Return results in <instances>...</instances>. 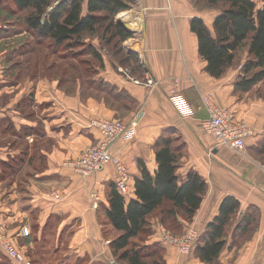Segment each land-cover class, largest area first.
Masks as SVG:
<instances>
[{
	"label": "crops",
	"instance_id": "1",
	"mask_svg": "<svg viewBox=\"0 0 264 264\" xmlns=\"http://www.w3.org/2000/svg\"><path fill=\"white\" fill-rule=\"evenodd\" d=\"M132 1L139 3L143 27L138 32L133 29L135 34L121 45L119 57L98 40L92 41L103 60L102 68L89 66L96 72L92 77L79 66L80 72L62 84L47 78L44 48L18 46L15 50L27 55L15 57L12 64H5L10 47L0 53V227L33 264H115L110 243L117 233L108 223L106 210L116 170L110 165L95 176L81 178L68 163L101 141L100 134L88 127L91 120H120L131 127L111 153L131 175L130 192L141 178L140 164L151 176L156 174L155 143L165 131H175L186 146L182 176L195 171L208 184L192 224L179 218L183 228L193 226L202 237L227 197L237 199L243 212L256 207L261 213L259 231L238 253L225 251L219 262L264 264V165L253 151L264 141V99L254 96L257 86L248 93L236 90L241 66L221 79L206 72L190 22L199 18L209 27L217 12L198 11L190 0ZM252 1L264 7V0ZM4 5L14 10L12 0ZM25 37L30 38L26 31L7 42ZM119 69L135 80L152 76L161 85L152 89L135 85ZM174 80L194 110L189 120H182L169 103L168 85ZM205 96L254 131L244 152L217 146L201 128L208 116L202 105ZM56 193L63 196L59 202L53 198ZM92 193L101 198L98 210L92 209ZM150 222L156 229L159 215L154 214ZM25 227L29 236L23 238ZM147 239L148 245L157 242L153 235ZM165 250L167 264L184 262L175 249ZM0 264H15L1 246Z\"/></svg>",
	"mask_w": 264,
	"mask_h": 264
},
{
	"label": "trees",
	"instance_id": "2",
	"mask_svg": "<svg viewBox=\"0 0 264 264\" xmlns=\"http://www.w3.org/2000/svg\"><path fill=\"white\" fill-rule=\"evenodd\" d=\"M12 1L14 10L4 5L5 0H0V24L9 26L7 30H0V53L9 47L11 53L5 64H12L15 57L24 55L22 50H15L18 46L32 50L44 48L46 62L54 59L51 70L56 62L67 63L57 71L56 79L61 84L65 78L79 73V66L91 77L96 72L89 66L102 68V56L92 41L98 40L102 47L111 48L114 57H119L121 45L132 38L116 23L118 15L131 9L126 0ZM190 1L198 11L218 13L209 27L199 18L190 22V30L198 41L199 56L207 64L209 76L221 79L228 70L241 66L237 91L248 93L263 83L264 7L260 9L252 0ZM56 2H59L57 6ZM50 8L53 9L49 12ZM24 31L30 38H15L14 44L7 42ZM88 55L91 59H87ZM124 64L125 61H121V65ZM89 84L97 85L92 81ZM154 149L158 165L154 176L140 164L141 178L135 181L127 197L118 193L115 184L110 187L106 218L117 233L110 243L116 264H167L164 248L157 243L147 244L146 239L152 236L153 230L150 219L159 212L162 225L173 222L182 227V221L191 223L208 192L205 179L195 171L182 176L186 146L175 131H165ZM253 151L264 165V141ZM260 222L259 209L251 206L243 212L237 199L225 198L217 217L202 235L195 250L196 259L203 264H218L225 251L239 249L243 243L250 242L259 231Z\"/></svg>",
	"mask_w": 264,
	"mask_h": 264
},
{
	"label": "built area",
	"instance_id": "3",
	"mask_svg": "<svg viewBox=\"0 0 264 264\" xmlns=\"http://www.w3.org/2000/svg\"><path fill=\"white\" fill-rule=\"evenodd\" d=\"M59 2L55 3L57 6ZM53 8L49 9V12ZM0 30H7V26L0 24ZM125 74L135 85L143 86L148 89L161 85L152 76H148L144 81L131 79L126 71L119 69ZM179 82L174 80L168 85V100L174 110L178 113L182 120H189L194 117V110L185 97L179 91ZM202 105L207 112V118L201 121V128L216 141V145L224 147L236 152H244L246 140L254 135V131L247 123L236 121L234 114L230 110L220 109L216 106L211 96L202 98ZM134 122L132 126H135ZM90 129H94L101 136V141L94 146L84 150L76 159L68 163L70 167L79 177L90 178L103 172L108 166H114L116 170L115 187L118 193L127 197L130 193L131 175L124 164L111 153V147L121 141L127 131L128 125L120 120H106L97 118L89 122ZM54 200L61 201L63 196L59 193L53 195ZM91 206L93 210H98L101 198L98 194L90 195ZM29 236L28 228L21 230V237ZM199 234L192 227L185 236L175 237L170 234H163L161 242L164 245L175 247L180 253L188 255L196 248ZM0 246L4 254L15 264H32L27 261L22 253L15 247L14 243L8 238L0 227Z\"/></svg>",
	"mask_w": 264,
	"mask_h": 264
},
{
	"label": "rangeland",
	"instance_id": "4",
	"mask_svg": "<svg viewBox=\"0 0 264 264\" xmlns=\"http://www.w3.org/2000/svg\"><path fill=\"white\" fill-rule=\"evenodd\" d=\"M127 3L129 4L130 6V10L128 12H133V13H138V8H139V3L137 2H133L132 0H127ZM122 14V13H121ZM119 16V15H118ZM117 16V17H118ZM116 17V21L118 20ZM127 27V26H125ZM128 28V27H127ZM129 29V28H128ZM129 30L133 31L132 28H130ZM132 36V35H131ZM138 36V35H137ZM126 45V44H125ZM42 51V50H41ZM33 57H31L32 59ZM42 58V56H41ZM54 59L53 58H50L49 61H47V66H46V71L45 73L47 74V78H57L56 76L57 75V71L60 70V66L62 67L63 65H66L67 63H59V62H56V66L53 67V69L51 70L50 69V64L51 62L53 61ZM62 64V65H61ZM253 94L255 97L259 98V99H264V82L259 84V86H257L254 91H253ZM156 214L159 215V212H157ZM160 217V216H159ZM183 223V222H182ZM161 223H159V226L156 227V229L152 230V234L153 236H156L157 237V244H160L163 248H164V258L166 260V248H173L176 250L177 252V255L179 256V258H184V262L182 264H203L201 263L199 260L196 259L195 257V250L197 248L198 245H200V242H201V236L199 234V232L197 231V233L199 234V239H198V243L196 244V248L193 250V252H191L190 254L188 255H185V254H182L179 252V250L175 247H171V246H167V245H164L162 242H161V236L165 233V234H170L172 236H175V237H183L186 235V233L193 227V226H188L187 228H183L182 227H177L176 225L173 224V222H168V223H165L164 225H160ZM190 224V223H188ZM192 224V223H191ZM195 228V227H194ZM148 240V239H146ZM246 243H243L242 246L238 248H234V249H230L229 251H232V250H235L236 253H238L240 251V249H242V247L245 245ZM140 245V244H139ZM169 256H172V255H169ZM166 263H167V260H166ZM33 264V263H32ZM116 264V263H115ZM218 264H221V262H218ZM222 264H232V262L228 261L225 259V262L222 263Z\"/></svg>",
	"mask_w": 264,
	"mask_h": 264
},
{
	"label": "bare ground",
	"instance_id": "5",
	"mask_svg": "<svg viewBox=\"0 0 264 264\" xmlns=\"http://www.w3.org/2000/svg\"><path fill=\"white\" fill-rule=\"evenodd\" d=\"M117 19L121 21L128 28L134 29L136 32L143 27V17L141 13L124 12L120 14ZM141 32V31H140Z\"/></svg>",
	"mask_w": 264,
	"mask_h": 264
},
{
	"label": "water",
	"instance_id": "6",
	"mask_svg": "<svg viewBox=\"0 0 264 264\" xmlns=\"http://www.w3.org/2000/svg\"><path fill=\"white\" fill-rule=\"evenodd\" d=\"M117 24L123 28L124 31H126L127 33H129L130 35H134L135 33L131 30H129L127 27H125L126 25H124L121 21L117 20Z\"/></svg>",
	"mask_w": 264,
	"mask_h": 264
}]
</instances>
